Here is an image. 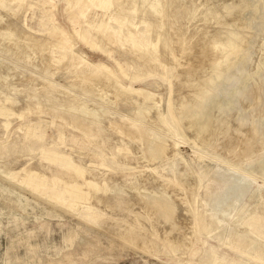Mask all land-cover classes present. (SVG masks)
Returning <instances> with one entry per match:
<instances>
[{"label": "rangeland", "instance_id": "1", "mask_svg": "<svg viewBox=\"0 0 264 264\" xmlns=\"http://www.w3.org/2000/svg\"><path fill=\"white\" fill-rule=\"evenodd\" d=\"M0 264H264V0H0Z\"/></svg>", "mask_w": 264, "mask_h": 264}, {"label": "bare ground", "instance_id": "2", "mask_svg": "<svg viewBox=\"0 0 264 264\" xmlns=\"http://www.w3.org/2000/svg\"><path fill=\"white\" fill-rule=\"evenodd\" d=\"M126 67V66H125ZM127 69V68H126ZM92 71V70H91Z\"/></svg>", "mask_w": 264, "mask_h": 264}]
</instances>
